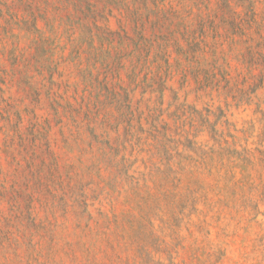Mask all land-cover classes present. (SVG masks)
<instances>
[{"label":"rangeland","instance_id":"1","mask_svg":"<svg viewBox=\"0 0 264 264\" xmlns=\"http://www.w3.org/2000/svg\"><path fill=\"white\" fill-rule=\"evenodd\" d=\"M0 264H264V0H0Z\"/></svg>","mask_w":264,"mask_h":264}]
</instances>
